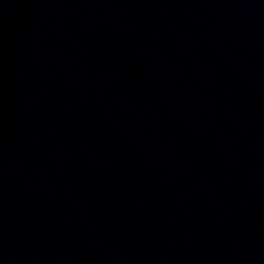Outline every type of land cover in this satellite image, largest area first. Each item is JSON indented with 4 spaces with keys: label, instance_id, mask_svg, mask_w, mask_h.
<instances>
[{
    "label": "water",
    "instance_id": "95a60500",
    "mask_svg": "<svg viewBox=\"0 0 264 264\" xmlns=\"http://www.w3.org/2000/svg\"><path fill=\"white\" fill-rule=\"evenodd\" d=\"M0 264H264V0H0Z\"/></svg>",
    "mask_w": 264,
    "mask_h": 264
}]
</instances>
